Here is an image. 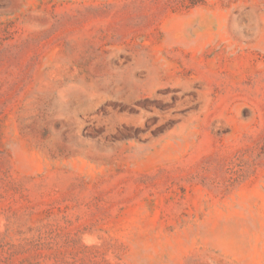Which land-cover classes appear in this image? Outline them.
I'll return each mask as SVG.
<instances>
[{
	"label": "rangeland",
	"instance_id": "obj_1",
	"mask_svg": "<svg viewBox=\"0 0 264 264\" xmlns=\"http://www.w3.org/2000/svg\"><path fill=\"white\" fill-rule=\"evenodd\" d=\"M0 264H264V0H0Z\"/></svg>",
	"mask_w": 264,
	"mask_h": 264
}]
</instances>
